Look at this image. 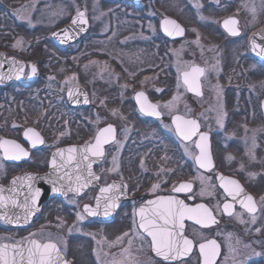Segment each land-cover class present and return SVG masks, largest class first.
<instances>
[{
  "label": "rangeland",
  "instance_id": "374dc122",
  "mask_svg": "<svg viewBox=\"0 0 264 264\" xmlns=\"http://www.w3.org/2000/svg\"><path fill=\"white\" fill-rule=\"evenodd\" d=\"M129 2L130 0H105L103 5L101 0H10V5L7 8L0 4V39L3 45L8 48V53L20 51L31 53L34 55L33 58L26 60L33 65L37 62L36 49H45L50 57L45 78L39 87L42 91L46 88L44 95L36 93L34 96V93L31 92L28 97L34 99L31 102V108L35 115L39 116L45 103H49L50 108L55 111L56 119L53 118L54 115L52 118L55 121V126L61 132L58 130V133L54 134L52 142L57 144L68 138L70 131L68 129L65 131L63 128V123L60 122L62 118L70 120L72 125L74 122L76 127L73 126L78 132L83 131L86 126L89 127L88 130L91 128L90 139L102 123L117 120L119 123L121 122L122 126V116L114 114L113 111H103L101 114L95 108L90 107V112L82 113L85 117L80 113H73L74 111H71L66 105L63 94L65 89L76 84L78 78L74 74V64L75 62L78 64L82 60L84 64L80 69L87 79L86 82L93 90L91 105L94 106L95 103H98V85L101 86L103 82L105 85L107 83L110 86H115V81L111 78L114 74H109L106 71V67L101 65L93 52H99V49H108L105 52L107 58L109 57L120 64H130L135 68V72H131V78H137L139 73L150 70L149 67L152 68L154 65L152 63L158 58L167 77L175 74L177 81L172 85V81L169 80L170 95L159 99L166 115L170 118L174 113L179 112L198 116L203 125L202 129L216 130L219 133L217 139L220 141L221 138V142L237 135L235 140H228L231 142L228 152L233 155L234 151H238L237 153L243 151L248 158L254 159L257 153L258 139L264 143V123L261 124L259 120L255 123L257 120L255 109L260 99L264 98V63H258L249 49H246V39L241 40L238 45L236 43L237 49L218 50L217 42L220 35L216 26L220 28L219 23L226 16L240 15L235 10H227L230 5L237 3L238 11L243 12L249 20V25L246 27L247 23L242 17L246 33L250 32L248 31L249 26L254 30L261 28L264 24V0H159L158 6L146 1L139 7H132ZM223 2L224 4H222ZM81 9H85L93 19L92 33L84 43L71 45L69 48L55 46L51 40L52 32L67 23L71 16L77 14ZM173 16H177L189 27L188 35L178 43L163 41L159 32V21L163 17ZM110 17L114 19L115 27L113 28L108 22ZM237 26L241 31L242 26L239 25V22ZM213 35H216L218 39ZM5 38L7 41H4ZM230 46L234 47L232 44ZM163 49H170L171 53H168V50H165L164 53ZM226 51L233 52V54L230 56L231 65L228 67V73L223 75L220 62H229V59L223 57ZM194 63H200L206 67V75L203 78L204 96L200 98L190 97L179 80V72ZM238 77L246 78L245 100L249 101L248 105L254 107H245L241 103L234 102V109L238 111L239 115L237 114V117L233 118L231 128L225 134V88L230 86L231 91L235 94L236 85H232L231 82ZM151 81L154 82L155 78ZM119 84L122 89L118 95L121 96L120 99L126 101L129 98L127 93L131 86L120 82ZM44 98H47L48 102L44 101ZM249 109H251V116L256 120L253 119L247 123L246 111ZM126 119L133 123L137 121L136 115H128ZM148 126L144 132L137 136L138 142H150L156 145L165 143L167 139L163 131H171L170 123ZM125 133L126 130H121L122 137ZM50 146L51 144L47 147ZM184 147L189 152L190 147ZM261 156L264 160V153ZM112 161L113 159L109 160L110 166ZM234 161L235 163L240 161L243 167H248L250 163L249 160L242 159L238 154ZM253 175H255L254 172ZM107 176H111V174L108 173ZM199 184L201 194L204 196L211 194L209 179L201 178ZM47 215L44 217L45 221ZM60 221L61 219L57 218L54 222L55 225L62 227ZM50 225L49 221L43 224L38 223L27 229L22 237L32 233L41 239L52 238L61 251L67 253L69 248L68 252L75 256L78 264H93L92 259H94V264H100L98 261H101L102 264H164L152 255L147 240L139 234L136 227L129 226L128 223L120 224L119 227L115 224L90 226L84 227L83 230L76 226L63 225L61 234L56 233ZM71 231H79L86 235L84 239L72 238L71 245L66 246L64 235ZM208 231L189 226L188 234L196 241H201L211 235V230ZM18 234L8 230L3 235L9 239L17 238ZM214 235L221 238L226 248L225 257L219 264H245L257 255L247 254L246 251H243L242 237L234 228L229 230L217 228ZM176 264H199V257L195 255Z\"/></svg>",
  "mask_w": 264,
  "mask_h": 264
},
{
  "label": "flooded vegetation",
  "instance_id": "af4514ba",
  "mask_svg": "<svg viewBox=\"0 0 264 264\" xmlns=\"http://www.w3.org/2000/svg\"><path fill=\"white\" fill-rule=\"evenodd\" d=\"M147 1L155 6H158V4H160L159 0ZM130 2V6L139 7L146 1H143L140 4H136L131 0ZM101 4L104 5L105 0H101ZM238 10L235 11H237L241 15H237L239 17V25L242 26L241 32L240 34L235 36L230 35L222 28L221 23H219L220 28L216 26L217 32L220 35V38L217 42L218 50L234 48L237 49L235 47L236 43L238 45L241 40L246 39V49H249L250 51V36L259 28L254 30L253 27L251 28L249 26L248 31L250 32L246 33V29H244L245 24L243 25L242 17L247 23L246 27L249 25V20L245 17L243 12ZM86 14L89 17L90 22L89 31L81 41L71 45L84 43L93 31V19L87 13V11ZM160 21L159 32L163 41L165 42L168 41L169 43H178L189 33L188 25L180 20L183 24H185L187 28L185 36L178 40H169L161 32ZM108 22L110 24V27H115L113 18L110 17ZM223 34L225 35V37H223ZM52 43L57 46L53 40ZM230 44H232L234 47H231ZM71 45H68L64 48H69ZM36 50L37 62L35 63V66L37 71L35 76L31 78V70L33 64L31 62H28L26 59H32L34 56L33 54H27L26 52L21 51L16 53H8L7 49L0 48V52H3L6 58H17L18 60L25 63L23 77L20 80L6 81L0 78V142L4 140L15 141L16 143L20 144L29 154L28 156L20 160H10L6 158L4 149L0 148V184L7 188H10L12 180L18 175L27 173L40 174L47 172L50 168L52 155L57 149L65 146L83 145L85 143L93 142L98 132L108 127L109 125H112L115 128V139L109 140V142L104 145L103 158L94 164V173L97 175V177H99V179H96L95 184H90V186L82 187L79 193L72 192L66 197H54L45 202L42 205L41 211L37 218L31 221V223L26 226H13L0 219V242L11 241L17 243L25 238L30 237L37 238L41 241L54 240L52 238L41 239L32 233L27 234V236L25 237H22L23 233L27 229L34 227L38 223L43 224L46 221H49L51 224V228L59 234H61L62 232L61 228L63 227V225L69 227L76 226L83 230L84 227L90 226L97 227L99 225L104 226L115 224L119 227L120 224L128 223L129 226H135L139 234L147 240L151 251L149 238L139 230L136 213L137 209L139 205L146 201L149 197H155L158 195H177L184 199V201L188 205H196L200 203L205 204L209 207V209H211L215 220H218L217 223H213L209 227H202L193 222L187 221L185 231L186 234L191 238L193 237L188 234L189 226H195L201 229H207L209 231L211 230V235L208 236V238H205L201 241H196L193 238L196 247L191 257L197 255L199 257L200 263V254L197 249V245L200 242L206 241L208 239H215L221 245V253L216 263L219 264L222 261L223 257H225L224 252L226 248L221 238L214 235V231L217 228L226 230L234 228L242 237L243 251H246L247 254H259L249 259L245 264H264V160L261 156L264 153V143L261 139H258V148L257 153L255 154L256 157L254 159L248 158L243 153V151L239 153H237L238 151H234V154L232 155V153L228 152V147L231 145V142H229L228 140H235L237 135L233 136L230 139H226V141L224 142H221V138L220 141L217 139V135L219 133L216 130L202 129L203 125L198 116L186 115L179 112L174 113L172 116H170V118L168 117V115H166L164 109L161 106V103L159 102V99L166 98L168 95H170L169 93L171 92V88L168 84L169 80L172 81V85L176 84L177 81L175 74L169 75L171 77H167L166 73L164 72L165 69H162V63L158 62V58L155 59L152 63L155 66L153 65L152 68L149 67L150 70L139 73L140 75H138L137 78H131V72H135L134 67H131L130 64H120L119 62L111 60L109 57L107 58L105 56V52L108 49H99V52L94 51L93 54H96L97 60L101 62L102 66L106 67V71L109 74H114V76H112L111 78H113V81H115V86H110L107 83L105 85V83L103 82L101 86L98 85L99 102L95 103V105L92 106L91 104L93 90L90 84L86 82L87 79L86 77H84L83 72L80 69L84 63L82 60L78 64H76L75 62L74 74L78 79H76L75 85L70 86L67 90L65 89L63 93L65 95V103L71 111H74L73 113L75 114H86V111H89L90 107L95 108L97 112H100L101 114L103 111H113L114 114H118L120 117L122 116V126L121 122L119 123L117 120H111L102 123L93 134L92 139H90L92 130L91 128L90 130H88L87 128L89 127L86 126L83 128L84 130L81 129L83 131L78 132L76 128H74V122L73 126L70 120L62 118L60 122L63 123V128L65 129V131L68 129L70 132L68 138L65 141H60L59 143L54 144L55 142H52L55 137L54 134H57L58 130L60 131V129L55 126V111L50 108L49 103V105L45 103L39 113V116H37V114L35 115V112L31 108V102L34 99L30 96L28 97V94H30L31 92L34 93V96H36V93H39V95L43 96L44 92L46 91V88L42 91L41 89H39V87L40 84H42L43 79L45 78L47 72V63L49 62L50 57L45 49ZM165 50H168V53L170 52V49H163V52ZM34 53L36 54L35 50ZM231 54H233V52L231 53L230 51H226V54L223 57H226L225 59L227 60L229 59V62H220L221 73L223 75H226L228 73V67L231 65ZM256 61L260 64L264 63L257 58ZM192 66H200L204 69V73L201 76L203 91L202 95L190 92L187 85L183 81L182 73L188 71ZM141 75L144 77H142ZM205 75L206 67L205 65L200 63L191 64L189 67L179 72L180 84L185 88L187 94L190 97L200 98L204 96L203 78L205 77ZM153 78H155L154 82L151 81V79ZM119 82L121 84H129L131 86L129 88L130 90H128L127 93V96H129V98L126 99V101H124V99H120L121 96L118 95L122 89ZM231 83L232 85H236L235 94L231 91L230 86H226L224 94L225 134H227L229 129L231 128L233 118H236L237 114L239 115L238 111L234 109V102L241 103L245 107H254H252V105L250 104L248 105L249 101H247V99L245 100V89L247 86L246 78L238 77L232 80ZM152 86L154 88H151ZM73 87H82L85 89V92L88 96V104L82 106H73L69 103L67 98V91ZM158 87L160 88L159 90ZM139 91H144L148 95L149 99L158 106L160 112L162 113L161 118L152 117L141 112L135 100V95ZM46 99L47 98H44L43 100L48 102ZM263 99L264 98L260 99V101L258 102V106L255 109L257 111V114L256 116H254L257 120L251 116V109L246 111L247 123H250L251 121H253V119L256 120V122L254 121L255 123H257L258 120L261 124L264 123L263 111L261 107ZM177 114L185 116L187 118H196L200 123L201 129L195 135V137L188 142L179 137L173 127L172 117ZM52 115H54V119L52 118ZM128 115H136V123L129 122L126 119V116ZM64 123L66 126L64 125ZM158 123H170L171 131H163L165 138L167 139L165 143H161L162 145H156L150 142H138L137 136H139L141 132H144V130L149 127L148 125ZM83 125L85 126L84 122ZM28 129H33L36 133H38L44 142L42 144L38 143L36 147H33L32 142L25 136V132H27ZM121 130H126V133L123 137L121 136ZM201 132H206L210 136L211 159L213 165L210 169L201 168L200 166H198L196 161V158L199 154V150L197 148V139ZM49 144H51V146L48 148L47 146ZM157 146L159 147L157 148ZM184 146L190 147L189 152L185 149ZM236 154H238L244 160H249V166L243 167L240 161L238 163H235L234 158ZM112 159V165L110 166L109 160ZM82 164L86 165L87 161H83ZM253 172L255 175H253ZM108 173H110L111 176H107ZM79 175L83 180H85L86 168L84 176H82L81 168ZM221 175L228 179L232 178L230 180L237 181L243 189V192L240 193V195H238L235 199L228 196L224 188L219 184ZM201 178L209 179L211 181L210 195L204 196L200 193L199 183ZM182 182L191 184V189L184 192L174 191V189L177 188ZM114 184L120 185L121 187L118 190L113 189L112 191H110V194L112 196L116 195L117 192L119 193V195L124 191L127 192V200L119 205L114 216L109 220H102L88 215L85 211V206L89 204L93 206L98 194L102 193L101 189L108 188L109 186ZM154 186L157 187L154 188ZM246 196H251L253 198V202L256 207V211L254 213H250L239 203L240 200H245V202H247L245 199ZM225 203H231L233 205V208L231 209V215L223 210V206ZM45 215L48 216L46 221L44 218ZM78 215H82L84 219L79 220ZM57 218L61 219L60 223L62 227L55 225L54 222H56ZM8 230L19 233L17 238H6L3 234H5ZM66 235H64L65 245L70 246L72 238L84 239L86 234H83L79 231H71L69 233H66ZM69 258L73 261L74 264H78V260L75 258V256L72 255V253L70 254ZM92 261L94 264V259H92ZM98 263L102 264L101 261H98Z\"/></svg>",
  "mask_w": 264,
  "mask_h": 264
},
{
  "label": "snow or ice",
  "instance_id": "6c2138e0",
  "mask_svg": "<svg viewBox=\"0 0 264 264\" xmlns=\"http://www.w3.org/2000/svg\"><path fill=\"white\" fill-rule=\"evenodd\" d=\"M87 19L85 18L84 12H78L76 19L72 21L73 25L76 24H86ZM237 21L230 19L225 21V28H228L232 35H238L239 32L235 27H229V25H236ZM164 31L168 35H173L174 33L182 34L183 29L172 20L165 19L163 21ZM68 30H65V36L68 37ZM254 43L255 48H260L258 55L264 56V46L257 45ZM37 69L36 66H32V74L35 75ZM19 73H23V67L19 69ZM204 73V69L200 67H193L191 72H184V83L189 86L193 91H197L199 84L197 82L198 76ZM69 96H72V92H69ZM136 99L140 102L141 111L149 115L159 116L160 113L157 111V106L149 103L143 92L138 93ZM85 98V103H87ZM176 124V131L185 139H191L193 135L198 132L199 125L195 120H186L181 116H175L174 118ZM25 136L32 142V146L42 144L44 141L33 129H28L25 132ZM115 139V128L112 125L99 131L95 138V143L83 148V155L76 162V168L79 169L80 164L83 161H88L89 153L92 156H103L102 145L108 143L109 140ZM200 143L197 147L200 149V156L197 157V162L201 168H211L212 159L208 151V136L206 134H200ZM0 148L4 149V154L7 159L10 160H20L28 156V152L15 141L4 140L0 142ZM68 153L67 157H64V153ZM78 149L75 147H70L68 149H60L56 154L53 155L51 165L54 171H58L67 166L75 160L73 154L77 153ZM59 155L64 161L61 164L57 163L56 156ZM88 170V176H93L91 172V163L86 165ZM68 175V173H65ZM99 179V177H94ZM28 180H34L35 177L28 176ZM222 182V187L228 196L235 199L243 189L239 183L235 180H230L224 176H220ZM76 187L73 189L71 186L68 188L70 191L80 192L82 187H87L88 181L82 180L78 175L76 177ZM15 183V181H14ZM55 185V182H53ZM120 185H111L108 188L101 189V192H109L113 189H119ZM157 186H154V188ZM191 184H181L179 187L175 188L176 192L189 191L191 189ZM30 191H32V207H35L36 200L41 195L40 189H32L29 185ZM2 191V189H0ZM53 192L64 191L63 187L54 186ZM119 199V193L116 195L108 197V203L105 204L104 215H108L111 210L117 207V201ZM245 200H240L239 203L246 208L250 213L256 211L253 198L251 196H246ZM15 203V201H13ZM149 206H144L139 209V225L140 229L151 238L150 245L154 249L157 256H160L165 261L178 260L186 256L193 247V241L184 236V220H195L197 224H203L204 226H209L210 224L216 223L215 217L211 209H209L204 204H198L196 206H189L183 200L177 199L173 196H161L154 201L148 202ZM0 206H4V197L0 196ZM99 200L97 201V209L99 208ZM233 205L231 203H225L223 210L229 215L232 214L231 209ZM97 209H93L90 206H85V211L89 215H97ZM29 214H32L31 208H29ZM27 217H25L26 219ZM79 220H83L82 215H78ZM200 252L204 254V264H213V258L217 254L218 245L215 241H210L207 244L199 245ZM259 255V254H257ZM0 264H68L66 260L62 258L59 247L56 243L52 241L41 242L39 240H29L28 247H20L18 245H0Z\"/></svg>",
  "mask_w": 264,
  "mask_h": 264
},
{
  "label": "water",
  "instance_id": "95a60500",
  "mask_svg": "<svg viewBox=\"0 0 264 264\" xmlns=\"http://www.w3.org/2000/svg\"><path fill=\"white\" fill-rule=\"evenodd\" d=\"M132 1L134 3H136V4H139V3H141L142 1H145V0H132ZM79 12H84L85 13V18L87 19V23L86 24H76V25H73L72 24V21L74 19H76V17H77V14H75L66 25H64L63 27H60L59 29L55 30L52 33V39L55 42V44L60 45V46H67L69 44H72V43H75V42H78V41L82 40L83 37L87 34V32L89 30V27H90L89 17L86 14V11L85 10H80ZM165 19H169V20L175 21L180 26V28L183 29V33L182 34L174 33L173 35H168V33H166L164 31L163 21ZM230 19L236 20L237 21V24L234 25V26L233 25H229V27H235L237 29V31L239 32V34H240L241 31H240V29L237 26L239 20H238V18L236 16L235 17L230 16V17L224 19L222 21V23H221L223 29H225L230 35H232L229 32L228 28H225V26H224L225 21L230 20ZM160 27H161V31L164 34V36H166L170 40H177V39L182 38L185 35V27H184V25L179 20H177L175 18H172V17H163L161 19V21H160ZM65 30H68V34H69L68 37L65 36ZM233 36H235V35H233ZM253 42H255V44H257V45L264 46V27L261 28L260 30L256 31L251 36V39H250V48H251L252 53L259 60H264V56L258 55V53L260 51V48H255V50H254V43ZM21 67H23V73H24L25 63L23 61H20L17 58H13V57L6 58L5 54L3 52H0V78L1 79L6 80V81L20 80L23 77V73L22 74L19 73V69ZM193 67H200V66H192L187 72H191V69ZM200 68H203V67H200ZM31 73H32V70H31ZM183 74H184V72L182 73V78H183V81H184V75ZM202 75H199L198 76L197 82L199 84V88H198L197 91L191 90L189 88V86L187 85V87H188V89H189L190 92L196 93L198 95H202V93H203V91H202V84H201V76ZM34 76L35 75L31 74V78L34 77ZM69 92H72V96H69ZM141 92H143L145 94V96L147 98V101L149 103H151L153 105H156L155 103H153L149 99L148 95L144 91H139L135 95V100H136L137 105H138V107H139L140 110H141L140 102L136 99V97H137V94L138 93H141ZM67 98H68L69 103L71 105H73V106H82V105L88 104V102L85 103V98L88 101V96H87V94L85 92V89L82 88V87H73V88H70L67 91ZM261 107H262L263 116H264V99L262 101ZM157 111L160 113L159 116L149 115V114H147L145 112H143V113L146 114V115L152 116V117L161 118L162 117V113L160 112L158 106H157ZM175 116H181V117H183L186 120H195L197 122V124L199 125L198 132L201 129L200 123H199V121L196 118H187L185 116H182V115H178L177 114V115H174L172 117V124H173V126L175 128V131H176V124H175V121H174ZM176 133H177V135L179 137H181L186 142L192 140L195 137V135H193L191 137V139L185 140L177 131H176ZM200 134H206L208 136V141H207L208 151H209L210 156H211V141H210V136L206 132H201ZM8 141H11V140H8ZM94 143H95V139H94L93 142L85 143L83 145L65 146V147H62V148L57 149L53 153V155L56 154L58 152V150H60V149H68L70 147H75V148L78 149V152L75 153V154H73L76 159L73 160L71 163H68L66 167H64V168H62V169H60L58 171H54L53 170L52 165H51V162H50V168L45 173H40V174H38V173H27V174L18 175L16 178H14L12 180L10 188H7V187H5V186H3V185L0 184V189H2V191H0V196L4 197V206H0V219L6 221L7 223H9V224H11L13 226H26V225L30 224L31 221H33L35 218H37V216H38V214H39V212L41 210V207H42V205L45 202L49 201L50 199H52L54 197H66L68 194H70L72 192H76L74 190L73 191H70V190H68V188L70 186L73 189L75 188V186H76L75 184L77 183L76 177L80 174V168L82 169V176H84V174H85V168H86V165L88 163H91V172L94 175L93 176H88V170L86 168V179L88 181L87 186H90V184H95L96 183V179L94 177H97V175L94 173L93 167H94V164L96 162H98L99 160H101L103 158V156H92L89 153V159L87 161V164L85 165V164H82L81 163L79 169L76 168V162L83 155V151H82L83 148L85 146H89V145L94 144ZM199 143H200V140H199V137H198V139H197V145ZM105 144H107V143H105ZM105 144L102 145V148H104V145ZM198 150H199V154H198L197 157L200 156V149L198 148ZM103 153H104V149H103ZM53 155H52L51 161L53 159ZM67 155H68V153L65 152L64 153V157L66 158ZM56 159H57V163L58 164H61V163L64 162L59 155L56 156ZM196 161H197V159H196ZM197 164H198V162H197ZM198 166H199V164H198ZM83 169H84V171H83ZM65 173H68V175H65ZM28 176L35 177L36 179H34V180H28L27 179ZM229 179H232V178H229ZM14 181H15V183H14ZM53 182H55V185H54ZM181 184H187V183L186 182H182ZM219 184L222 186V182H221L220 179H219ZM29 185H31V187H32L33 190L34 189H40V191H41V195L36 200L35 207H32V191H30ZM54 186H56V187H63L64 191H61V192H53L52 189H53ZM110 193H111L110 191L109 192H104V193H99L98 196L95 199L94 205L93 206H91L90 204L87 205V206H90L93 209H97V201L99 200V205L100 206L97 209L98 214L95 215V216H93V215H90V216L96 217V218H99V219H102V220H109V219H111L114 216V214H115L116 210L118 209L119 205L122 202H124V201L127 200V192L124 191L123 193H121L119 195V199L117 201V205L118 206L115 207L113 210H111L108 215H104V211H105V207L104 206H105L106 203L109 202L108 201V197L112 196ZM161 196H165V197H167V196H173V197H175L177 199H180V200H183L184 201V199H182L181 197H179L177 195H158V196H155V197H149L146 201H144L142 204H140L139 207H138V209H137V223H138V225H139V221H140L139 209L141 207H144V206H149L148 205V202L149 201H154L158 197H161ZM13 201H15V203H13ZM200 204H203V203H200ZM196 205H198V204H196ZM196 205H189V206H193L194 207ZM29 208H31L32 214H29ZM25 217H27V218L25 219ZM187 221L193 222L195 224H197V223L195 222V220H189V219H185L184 220V232H183V234L188 239H191L193 241V247H192L191 251L186 256H184V257H182V258H180L178 260L165 261V260H163L162 257L156 255L154 249L151 246L152 253H153V255L155 257H157L158 259H160L161 261H163L165 263H177V262H180L183 259L189 258L192 255V253H193V251H194V249L196 247V244H195V241L193 240V238H191V237H189V236H187L185 234V229H186V223H187ZM217 222H218V220L216 219V223ZM197 225H200L202 227H209V226H211V224L209 226H204L203 224H197ZM140 230H141V232L144 235L147 236V234L143 232V229H140ZM33 239L38 240L36 238H27V239H24L23 241H21L19 243H13V242H9V241L0 242V245L7 244V245H18L20 247H28V241L29 240H33ZM149 239L151 240L150 237H149ZM210 241H215L216 242V245H218L217 254L213 258V264H216L217 263V260L219 259V256H220V253H221V245H220V243L217 240H215V239H208L206 241L200 242L197 245V249H198L199 254H200V264H204V254H202L200 252L199 245L202 244V243L203 244H207ZM41 242H47V241H41ZM52 242H54V241H52ZM57 246H58V244H57ZM60 252H61L62 258L64 260H66L68 262V264H72L71 262H69L67 260V258L65 257V255L61 251V249H60Z\"/></svg>",
  "mask_w": 264,
  "mask_h": 264
},
{
  "label": "trees",
  "instance_id": "16d2710c",
  "mask_svg": "<svg viewBox=\"0 0 264 264\" xmlns=\"http://www.w3.org/2000/svg\"><path fill=\"white\" fill-rule=\"evenodd\" d=\"M0 4H1V6H3V7H9V5H10V0H2V2H0ZM222 4H224V2L222 3ZM221 4V5H222ZM238 5H237V3H233L232 5H230V7H228L229 9H227V10H238V7H237ZM223 8H225V6H223ZM12 16V15H11ZM21 30V29H20ZM22 31V30H21ZM4 41H7V38H5L4 39ZM0 48L1 49H8L7 47H5L4 45H3V42H2V40L0 39Z\"/></svg>",
  "mask_w": 264,
  "mask_h": 264
}]
</instances>
